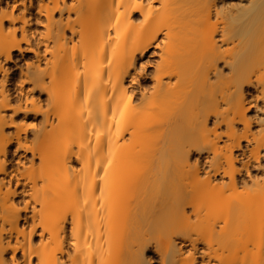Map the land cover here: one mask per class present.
<instances>
[{
	"label": "bare ground",
	"instance_id": "1",
	"mask_svg": "<svg viewBox=\"0 0 264 264\" xmlns=\"http://www.w3.org/2000/svg\"><path fill=\"white\" fill-rule=\"evenodd\" d=\"M5 10L0 264H264V0Z\"/></svg>",
	"mask_w": 264,
	"mask_h": 264
},
{
	"label": "rangeland",
	"instance_id": "2",
	"mask_svg": "<svg viewBox=\"0 0 264 264\" xmlns=\"http://www.w3.org/2000/svg\"><path fill=\"white\" fill-rule=\"evenodd\" d=\"M31 59H32V55L29 53H23L22 55L16 54L14 59H13V62L10 63L9 71L11 73H18V68L23 67L25 65L24 62H29V61H31ZM144 60H145L146 64L141 71L140 78L138 79L137 84H139V85H137V84L135 85L136 89L137 88L143 89L146 86L149 87V84L151 82L150 81V77L152 74V65L151 64H152L153 58H152V56L147 55L144 58ZM141 87H143V88H141ZM13 158H14V156H13ZM12 161L14 163L15 159H13ZM149 255L151 256V262L153 261L152 264H155V256L152 253H150Z\"/></svg>",
	"mask_w": 264,
	"mask_h": 264
},
{
	"label": "snow or ice",
	"instance_id": "3",
	"mask_svg": "<svg viewBox=\"0 0 264 264\" xmlns=\"http://www.w3.org/2000/svg\"><path fill=\"white\" fill-rule=\"evenodd\" d=\"M19 10V6L18 5H15V4H13V5H11V11H13V12H17ZM0 15H3V17L5 18V19H9V20H14V19H17V17L16 16H9L8 14H7V10H5L3 13H0Z\"/></svg>",
	"mask_w": 264,
	"mask_h": 264
}]
</instances>
